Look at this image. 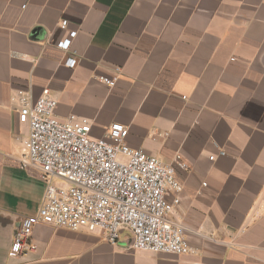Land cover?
Here are the masks:
<instances>
[{
  "label": "crops",
  "instance_id": "0c3cea01",
  "mask_svg": "<svg viewBox=\"0 0 264 264\" xmlns=\"http://www.w3.org/2000/svg\"><path fill=\"white\" fill-rule=\"evenodd\" d=\"M116 67L113 87L100 81ZM45 88L56 115L88 118L94 137L119 122L131 147L182 155L172 219L192 253L127 249L128 231L111 243L38 224L34 249L10 256L45 188L21 167L19 96ZM0 264H264V0H0Z\"/></svg>",
  "mask_w": 264,
  "mask_h": 264
},
{
  "label": "built area",
  "instance_id": "2783aa9c",
  "mask_svg": "<svg viewBox=\"0 0 264 264\" xmlns=\"http://www.w3.org/2000/svg\"><path fill=\"white\" fill-rule=\"evenodd\" d=\"M60 27L67 29L68 20L63 19ZM76 34L71 30L58 47L68 51ZM77 61L71 55L65 64L74 67ZM120 74L121 68L116 67L112 76L99 79L113 87ZM57 104L49 88L36 99L19 96L18 120L27 128V134L19 137L25 149L21 167L36 173L45 188L37 213L22 219L10 256L34 249L31 236L38 224L98 232L111 243L128 231L127 249L192 253L186 226L172 219L183 190L177 171L188 169L182 155L177 153L166 161L131 147L129 129L119 122L109 125L103 137H94L88 118L75 114L60 118ZM219 154L226 152L221 149ZM215 157L209 156L211 160Z\"/></svg>",
  "mask_w": 264,
  "mask_h": 264
}]
</instances>
